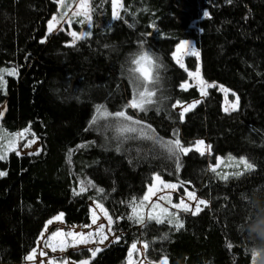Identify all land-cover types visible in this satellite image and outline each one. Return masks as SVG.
Here are the masks:
<instances>
[{"label": "trees", "instance_id": "1", "mask_svg": "<svg viewBox=\"0 0 264 264\" xmlns=\"http://www.w3.org/2000/svg\"><path fill=\"white\" fill-rule=\"evenodd\" d=\"M56 1L0 0V65L18 71L0 88V126L14 132L30 125L41 144L38 153L0 159V264L22 263L59 212L66 224H88L90 200L104 205L119 239L95 257L72 252L74 259L128 264L130 245L143 242L150 261L253 264L251 244L259 237L252 229L264 222V0H122L121 19L112 18L111 0H90L91 24L76 17L73 26L91 35L71 45L63 31L46 34ZM183 39L199 49L202 77L239 96L236 111H223L221 93L210 88L180 118L173 104L199 96L195 86L180 87L186 72L172 52ZM141 47L161 64L147 111L126 107L130 61ZM186 65L193 69L194 60ZM125 107L142 122L136 133L121 134L120 121L108 115ZM177 138L183 146L203 139L211 152L192 150L177 161L165 146ZM228 155L253 168L222 179L209 164ZM153 174L208 204L198 215L178 212L179 230L167 221L139 226L128 217Z\"/></svg>", "mask_w": 264, "mask_h": 264}, {"label": "rangeland", "instance_id": "2", "mask_svg": "<svg viewBox=\"0 0 264 264\" xmlns=\"http://www.w3.org/2000/svg\"><path fill=\"white\" fill-rule=\"evenodd\" d=\"M64 2H65V0H63V3ZM88 2H89V13L88 14L90 15V0H88ZM56 3H57V10L49 18V20L46 23V34L55 33L58 31H63L68 36V40H67L66 44L71 45V44H73L72 43L73 37L70 35L71 32H76L77 35H80L81 33L86 32L84 30L76 29L73 26V20H75L76 17H82L83 19H86V17L83 14V10L78 9V5L80 3V0H70L67 7H64L63 4L60 3V0H57ZM121 3H122V0H121ZM78 11L80 12L79 15L76 14ZM118 11H120V9H118ZM53 17H56V20L53 21V28H52V31L50 32L49 27H48V23L50 20L53 19ZM194 24H195V21L192 22V25H194ZM78 40H80V39H78ZM78 40H76V41H78ZM183 40H188L192 44L195 45L194 41H192L190 39H183ZM42 41H45V38H43ZM178 43L179 42H177V44ZM176 45L174 46L173 52L175 51ZM195 47H196V45H195ZM196 49L199 51V49L197 47H196ZM179 55H180L182 63L184 64V68H182V67L181 68L184 69V71L186 72V78L180 83V85L183 84L184 82H187L188 86L185 89L192 87V86H195L199 92L198 98L192 99V100L187 101V102H180L179 105L174 107L177 111H179L181 113L185 107L193 105L194 103L196 106L201 100L204 99V97L206 95L201 94V85L199 84L198 80H196L192 77H189V75H188L189 72H195L197 70V68H199L200 69V75L202 77L200 55H199V58H197L196 56H193V55H189V54H187V50H185L184 53H181ZM172 58H173V56H172ZM187 58H192L194 60L195 66L193 69H189L187 67V65H186V59ZM173 60L176 63V60L174 58H173ZM177 65L180 66L179 64H177ZM12 69H16V67H14L13 65H0V71H3L5 73L7 71H11ZM185 69H187V71ZM16 71H17V69H16ZM17 74H18V71H17ZM17 74L16 75L5 74L4 79L6 81L7 76H17ZM203 80L207 84L216 85L215 87H211V88H215L221 93V95H222V110L225 111L224 110L225 107H229L230 105L226 104V102H225V93L221 90V86H223V85L219 84L217 82H214V81H206L204 78H203ZM4 88L5 87H3L2 89H4ZM223 88L228 89L225 86H223ZM209 89L210 88H207L206 91L208 92ZM230 93H232V92L229 91L227 93V101L228 102H234L235 96H233V98H229ZM133 94H134V90H133V86H132L131 87V97L128 99L126 107H127L128 103L130 102V100L132 99ZM173 105H176V102ZM126 107L123 109L124 111H126ZM194 107H191L190 110L193 109ZM4 111H5V103L2 102V103H0V120L4 114ZM228 112H230V111H228ZM100 113H106V110H101ZM126 114H127V111H126ZM198 140H203V139H196L192 145L185 146V147H190L193 150H195L194 145H195V142ZM207 146H209V145L204 141V145L202 146V150L204 151V153L210 154L211 151L208 149ZM40 150H41L40 140L37 136L32 134V130L30 128V125H26L25 127L18 129L14 132H8V131L4 130L3 127L0 126V154H2L4 157H6L9 154V152H11V151H15L17 154H35V153L40 152ZM241 158L245 159L244 157H241V156L238 157V156H233V155H228L226 157L217 156L215 163L209 164V167L215 168V169H220L222 176L225 174H227V175H229V174H241L244 171L250 170V169H246L245 166L240 163ZM0 172H3V171L0 170ZM156 175H158V174H153L151 183L148 184L146 191L143 194V196L148 193L149 187L152 186L153 184L155 185V189H154L155 194L150 197L149 201H145L144 204L142 206H139L137 209L138 213L140 215L144 216L145 222L148 220L147 217H148V214L150 212L158 213L160 208H166V209H168L169 213H173L176 216H178L177 215L178 212H185L182 209L178 210V209H175L172 207V204L179 203V201L181 199H183L185 201V203H187L192 210H195L198 201L202 198H200L194 191H192L186 187H183V186H182L183 192L179 193L178 189L180 187V183L163 180L162 177L159 175L161 178V181H163V184L176 185V187L174 189L165 188V187H163V185L160 182L155 181L154 177ZM187 192H194L196 195V200H192V199L188 198ZM143 196L139 199L134 200L133 203L139 205L140 201L143 199ZM162 196L165 197V199L161 200L160 197H162ZM169 200L171 201V203H169ZM97 203H100V202H98L96 200H90L89 201L90 222L88 224H83V225L66 224L63 220V217L61 220H56L55 217L58 216L59 214H61V212H59L56 215L49 218L46 221L42 231L40 232V234L37 238L35 247L27 254V256H28L30 253L35 251L34 259L32 261H28V260H26V257H27L26 256L22 263H16V264H49V261H52L53 264H64L65 261H67L68 264H80V261H82V260H85V259L90 260L92 255H91V257H88V258H81V259L76 258V259H74L71 256V253L72 252H79L81 250L89 251V249H94L97 247L102 249L103 247L107 246L109 243L115 241L117 238V236L115 235V233L113 232L112 229H111V231H109V227L111 228L112 224L109 226L108 219L104 215V212L101 211L100 209L96 208ZM207 204H208V202H207ZM153 205H158L159 207L153 209ZM204 207H205V205H200L201 209ZM131 209H132V207H131ZM94 210L96 212V217H97L95 223H93V220H92V214H93ZM187 213L192 214L191 211H187ZM178 218H179V216H178ZM49 220H52L53 222L51 224H48ZM165 221H167V218H165ZM179 222L181 223L180 218H179ZM99 225L104 226V228L101 232H98V226ZM140 225L141 224L139 223V226ZM56 231H60L63 233H68V232L84 233L85 235H87L88 233H93V237H92V240L86 244L74 243L72 241V238L68 237V236L56 237V238L50 240L51 234L53 232H56ZM101 236L107 237V239H105L103 241V243H100V237ZM61 240L65 241L64 245L60 244ZM48 241H50V243L52 245H55V250H53V248L51 246H48V247L45 246V243ZM135 244L137 245L138 251H133L131 257H129V252L131 251V245L132 244L130 245V248L128 250V255H127L128 264H129L130 260H131V264H160V261L164 259V257H163L159 261L148 260L145 256L146 249L143 247L144 243L143 242H135ZM41 252H44L45 255H43V256L40 255ZM89 253L91 254L90 251H89ZM252 258H253V264H256L257 257L254 258L252 255Z\"/></svg>", "mask_w": 264, "mask_h": 264}, {"label": "snow or ice", "instance_id": "3", "mask_svg": "<svg viewBox=\"0 0 264 264\" xmlns=\"http://www.w3.org/2000/svg\"><path fill=\"white\" fill-rule=\"evenodd\" d=\"M231 2V0H229ZM60 3L63 4V0H60ZM111 5H112V18L113 19H121L122 17L120 16V13L118 9L122 8L123 5L121 3V0H111ZM79 10H83V14L88 20L89 24H91V16L88 14L89 13V2L88 0H80V3L78 5ZM77 15L80 14L78 11L76 13ZM204 16H208V13L205 12ZM56 20V17H53L52 20L49 21L48 27L49 31H52L53 28V21ZM70 35L73 37L72 43L74 44L76 40L86 38L91 35L90 32H85L81 33L80 35H77L76 32H71ZM150 35V34H149ZM43 42V41H41ZM185 50H187V54L196 56L199 58V51L196 49L195 45L192 44L188 40H181L175 47V51L172 53L173 58L176 60V63L180 65V67L184 68V64L181 61L180 55L181 53H184ZM159 57H154L149 51L143 50V47H141V51L134 55L130 61L131 65L133 67L130 68V73L132 74V79L131 83L133 86L134 94L130 102L128 103L127 107L133 108V109H138L140 111H147V106L151 105L154 103L153 97L156 96V84L159 81V76L154 75V70L159 69L161 67V64L158 63ZM187 71V69H185ZM5 74L7 75H16L17 71L16 69H12L11 71H7L6 73L3 71H0V88L6 87V81L4 79ZM189 77H192L196 80H198L199 84L201 85V94L202 95H207V88L215 87L216 85L214 84H207L203 78L200 75V69L197 68L195 72H189L188 73ZM181 88H186L187 82H184L183 84L180 85ZM221 90L225 93V102L226 104H229V107H225V112L228 111H236L239 107V96H237L234 92L232 93L233 96H235V101L234 102H228L227 101V93L230 91L229 89L223 88L221 86ZM179 101L176 102V105H173V107L179 105ZM195 103L193 105H190L188 107H185L183 111L180 113V118L183 119L184 114L190 110L191 107H194ZM97 111H101V109H97ZM108 115H114L117 120L120 121L118 131L123 134V133H136L138 131L137 125H141L140 120L133 119L131 115H127L126 111L121 110V111H116L114 114L108 113ZM93 123H95V120H93ZM150 127V126H148ZM129 138V137H125ZM204 145L203 140H198L195 142V150L199 151L201 155L204 154V151L202 150V146ZM172 155H174L179 161L180 154H187L189 151H192L193 149L190 147H185L182 145L181 141L177 138L173 141H168L165 145ZM208 149H211V146H207ZM0 159H4V156L0 154ZM231 159V158H230ZM240 163L245 166L246 169H252L253 165L249 163L247 160L241 158ZM177 167H179V164H177ZM215 168L212 169V171L215 172ZM6 175L4 172H0V176ZM224 180L228 179V175L225 174L221 177ZM155 181L160 182L163 187L165 188H170L174 189L176 185L173 184H163V181H161V178L159 175H156L154 177ZM155 185L153 184L152 186L149 187L148 193L143 196V199L140 201L139 205L133 203L132 205V215L128 217L129 220H134L137 223L144 224L145 223V218L143 215H140L137 211L139 206H142L145 201H149L150 197L155 194L154 192ZM83 190V188H82ZM188 198L192 200H196V195L194 192H187ZM161 200L165 199V197H160ZM169 203L171 201L169 200ZM200 205H207V202L204 199H200L196 205L195 210H192L190 206L185 203L183 199L179 201V203L172 204V207L175 209H182L183 211H191L192 215H198L202 209L200 208ZM159 207L158 205H153V209ZM96 208L100 209L101 211L104 212V215L108 219L109 226L113 223L112 217L108 214V211L104 208V205L102 203H97ZM63 217V213L59 214L58 216L55 217L56 220H61ZM148 220H155L157 223H164L165 218H167V222L169 224H174L177 230L183 227V224L179 222L178 216H176L173 213H169L168 209L166 208H160L158 213H153L150 212L148 214ZM252 217L249 214L248 220H250ZM96 212L95 210L93 211L92 214V220L93 223L96 222ZM246 221V223H247ZM53 221L49 220L48 224H51ZM104 226L99 225L98 226V232H101L103 230ZM109 231H111V228L109 227ZM246 231V228H245ZM61 236H68L72 238V241L74 243H79V244H86L89 243L92 240L93 233H88L85 235L84 233H75V232H68V233H63L60 231L53 232L51 234V239H54L56 237H61ZM166 238V237H165ZM107 239L106 236H101L100 237V243H103V241ZM117 240L119 239L118 237L116 238ZM61 245L65 244V241L61 240L60 241ZM45 246H51L53 250H55V245H52L50 241L45 243ZM231 245H229L230 247ZM143 247L147 249L149 247L148 243H144ZM91 252L92 257H95V255L101 251L100 248H94V249H89ZM133 251H138L137 250V245L133 243L131 245V251L129 252V257H131ZM40 255H45L44 252H41ZM253 257L255 258L256 255L255 253H252ZM35 256V251L30 253L27 257L26 260L32 261ZM49 264H53L52 261H49ZM64 264H68L67 261L64 262ZM80 264H90V260L85 259L80 261ZM129 264H131V260L129 261ZM160 264H167V257H165L163 260L160 261Z\"/></svg>", "mask_w": 264, "mask_h": 264}, {"label": "clouds", "instance_id": "4", "mask_svg": "<svg viewBox=\"0 0 264 264\" xmlns=\"http://www.w3.org/2000/svg\"><path fill=\"white\" fill-rule=\"evenodd\" d=\"M252 231L257 233V236L259 237V242H256L255 240L252 241V253H255L257 257L256 264H264V222L256 225Z\"/></svg>", "mask_w": 264, "mask_h": 264}, {"label": "crops", "instance_id": "5", "mask_svg": "<svg viewBox=\"0 0 264 264\" xmlns=\"http://www.w3.org/2000/svg\"><path fill=\"white\" fill-rule=\"evenodd\" d=\"M9 264H16V263H9Z\"/></svg>", "mask_w": 264, "mask_h": 264}]
</instances>
